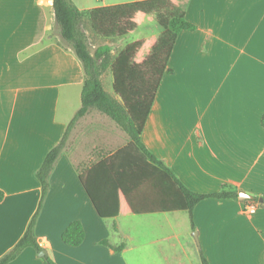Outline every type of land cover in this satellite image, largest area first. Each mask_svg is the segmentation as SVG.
Masks as SVG:
<instances>
[{"label":"crops","instance_id":"obj_1","mask_svg":"<svg viewBox=\"0 0 264 264\" xmlns=\"http://www.w3.org/2000/svg\"><path fill=\"white\" fill-rule=\"evenodd\" d=\"M72 1L85 11L133 0ZM171 1L196 28L177 35L168 60L172 72L160 81L141 140L191 190L210 193L227 184L260 198L264 0ZM136 21L145 37L146 47L137 52L141 62L159 31L149 16L138 14ZM54 26L52 0H0V256L34 214L41 195L35 172L81 105V63ZM83 27L93 38L88 20L83 19ZM135 39L127 35L104 44L116 58ZM101 82L113 94L110 69ZM128 141L112 119L95 109L71 128L49 173L35 225L47 258L55 264H200L201 251L210 264H264V206L248 212L239 198H206L194 206L198 244L186 211L101 218L79 174ZM155 215L160 217L153 224H132ZM75 219L85 236L78 246H69L61 233ZM120 243L121 250L111 248ZM8 264L45 263L28 247Z\"/></svg>","mask_w":264,"mask_h":264},{"label":"trees","instance_id":"obj_2","mask_svg":"<svg viewBox=\"0 0 264 264\" xmlns=\"http://www.w3.org/2000/svg\"><path fill=\"white\" fill-rule=\"evenodd\" d=\"M55 32L62 43L79 59L84 81L81 89V105L74 113L59 140L44 155L35 177L41 187L38 206L23 234L16 243L0 256V264L13 261L25 248L38 253L42 247L35 234L37 216L49 189L48 176L76 121L90 109H95L112 119L128 136L126 145L79 174V180L95 211L101 218L121 215H142L186 211L189 225L195 231L193 208L206 198H238V192L230 185L210 193L191 190L175 175L173 170L150 151L141 140V133L151 110L160 81L165 73H171L168 60L181 31H193L196 26L188 21L184 11L171 0H133L79 10L72 0H52ZM151 17L159 34L141 61L134 60L145 41L139 30L136 16ZM88 20L92 33L103 40L127 35L136 39L113 58L110 47L100 44L91 52L88 37L83 28ZM110 69L113 76V94L102 86L101 75ZM264 126V115L261 118ZM4 192L0 188V202ZM252 197L245 203L264 206V195ZM85 236L81 221L68 223L61 233V240L69 246H78ZM102 244L109 245L107 240ZM123 244L111 248L121 250ZM200 264H210L199 251ZM45 264H55L42 258Z\"/></svg>","mask_w":264,"mask_h":264},{"label":"rangeland","instance_id":"obj_3","mask_svg":"<svg viewBox=\"0 0 264 264\" xmlns=\"http://www.w3.org/2000/svg\"><path fill=\"white\" fill-rule=\"evenodd\" d=\"M84 28V27H83ZM85 31V30H84ZM94 37L93 38H91V39H89L88 38V40H89V43H90V46H91V52L94 50V49H92V48H95V47H97L98 45H100V44H104V41L105 40H103V39H101V38H98L97 36H95V35H93ZM129 39V37H125V41H127ZM155 42V41H154ZM61 43H62V41H61ZM63 44V43H62ZM94 45V47H92ZM142 46H145V44L144 45H142ZM142 46L140 47L141 49H142ZM146 47V46H145ZM146 48H145V50H144V55H141V58L143 57V56H147V55H145L146 54ZM139 51V50H138ZM137 51V52H138ZM144 57V58H145ZM134 60L136 61V62H140V61H138L139 60V56L137 55V53H136V55H135V58H134ZM253 203V202H252ZM254 205H256L255 203H253ZM159 217L160 216H158V215H155V216H141V221L140 220H135V221H133L132 222V224H135V225H137V224H141V226H144V225H148V224H153V223H155L156 222V220L157 219H159ZM133 219H139V217H134ZM178 223L181 225V224H183L182 223V221L181 220H179L178 221ZM147 234H152V233H147ZM152 236V235H151Z\"/></svg>","mask_w":264,"mask_h":264},{"label":"water","instance_id":"obj_4","mask_svg":"<svg viewBox=\"0 0 264 264\" xmlns=\"http://www.w3.org/2000/svg\"><path fill=\"white\" fill-rule=\"evenodd\" d=\"M238 198H239L240 200H246V199H251L252 196L249 195V194H247V193H245V192H239V193H238ZM259 202H262V198H259ZM192 236L194 237L195 242L198 244L197 233H196L195 231L192 233ZM37 255H38L39 257H42V258L46 257V250H45V249H41V250L37 253Z\"/></svg>","mask_w":264,"mask_h":264},{"label":"built area","instance_id":"obj_5","mask_svg":"<svg viewBox=\"0 0 264 264\" xmlns=\"http://www.w3.org/2000/svg\"><path fill=\"white\" fill-rule=\"evenodd\" d=\"M255 207H256V206H255L253 203H248V204H246V210H247L248 212H252V211H254Z\"/></svg>","mask_w":264,"mask_h":264}]
</instances>
